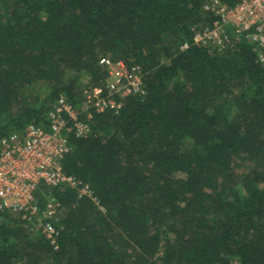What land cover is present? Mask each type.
Segmentation results:
<instances>
[{
  "label": "trees",
  "instance_id": "1",
  "mask_svg": "<svg viewBox=\"0 0 264 264\" xmlns=\"http://www.w3.org/2000/svg\"><path fill=\"white\" fill-rule=\"evenodd\" d=\"M206 2L0 0V138L48 127L61 95L78 104L102 57L141 65L146 90L95 114L64 161L106 212L42 187L40 206L64 207L58 249L0 213V264H264V186L246 192L236 173L239 158L264 161V69L245 40L181 49L216 20Z\"/></svg>",
  "mask_w": 264,
  "mask_h": 264
},
{
  "label": "built area",
  "instance_id": "2",
  "mask_svg": "<svg viewBox=\"0 0 264 264\" xmlns=\"http://www.w3.org/2000/svg\"><path fill=\"white\" fill-rule=\"evenodd\" d=\"M203 9L213 13L216 20L195 28L192 43H184L182 50L193 45L221 53L245 40L255 45L264 69V0H239L232 7L220 0H207ZM99 65L105 77L99 83L82 86L78 104L61 95L47 114L48 127L31 124L22 132L0 138V213L21 215L55 249L60 237L56 222L64 207L53 194L40 206L39 191L42 187H68L79 200H91L106 212L93 187L68 174L64 161L74 151L72 138L82 139L92 132L95 114H118L128 97L146 94L141 65L111 57H102Z\"/></svg>",
  "mask_w": 264,
  "mask_h": 264
},
{
  "label": "rangeland",
  "instance_id": "3",
  "mask_svg": "<svg viewBox=\"0 0 264 264\" xmlns=\"http://www.w3.org/2000/svg\"><path fill=\"white\" fill-rule=\"evenodd\" d=\"M237 165L236 173L239 184L243 190L246 192L251 189L258 190V188L260 189L264 186L263 177H259V175L263 176L264 174L263 160L255 163L253 160L248 158H239L237 160Z\"/></svg>",
  "mask_w": 264,
  "mask_h": 264
}]
</instances>
